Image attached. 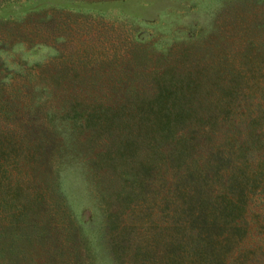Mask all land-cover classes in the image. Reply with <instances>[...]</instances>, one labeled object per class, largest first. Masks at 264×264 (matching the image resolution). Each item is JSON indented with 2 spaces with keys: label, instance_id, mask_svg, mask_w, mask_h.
<instances>
[{
  "label": "rangeland",
  "instance_id": "374dc122",
  "mask_svg": "<svg viewBox=\"0 0 264 264\" xmlns=\"http://www.w3.org/2000/svg\"><path fill=\"white\" fill-rule=\"evenodd\" d=\"M32 30L41 37L30 46ZM0 34V264H198L197 230L171 197L169 140L160 156L147 153L152 133L130 110L157 89L170 101L190 93L187 103L225 106L248 159L263 158L264 0H0ZM31 72L38 90L25 81ZM28 91L43 114L29 109ZM102 112L125 121L80 128L65 153L42 145V120L55 145L61 122L101 121ZM199 122L175 130L196 145L190 157L218 142L201 137ZM126 138L133 144L121 148ZM144 155L153 169L142 195L122 184L124 166L134 171ZM257 192L246 189L239 232L214 233L224 264H264Z\"/></svg>",
  "mask_w": 264,
  "mask_h": 264
},
{
  "label": "trees",
  "instance_id": "16d2710c",
  "mask_svg": "<svg viewBox=\"0 0 264 264\" xmlns=\"http://www.w3.org/2000/svg\"><path fill=\"white\" fill-rule=\"evenodd\" d=\"M84 17L91 20L100 19L88 15ZM33 33L34 38L40 39L41 37L39 33L32 30L26 38L30 46L38 43V40L30 39ZM36 76V72H31V75L25 79L33 90L40 89L38 84L41 80H36ZM54 76H57V74ZM28 92L29 94L26 92L23 97L31 102L29 109L35 111L38 109L35 104H32L35 91ZM43 93L45 96H49V91L45 88ZM188 94L187 92L185 94L180 93L176 100L170 101L168 96L173 94L167 93L165 88L157 89L152 93L151 98L145 100L140 98L135 109L131 108L130 111L135 117L132 122L136 123L139 129L144 128L145 131L152 133L148 140L147 153L160 156L159 146L164 142L163 139L169 140L165 143L168 146L165 155L170 166L171 197L182 203V209L187 214V220L189 214L191 216L190 226L197 230L193 254L197 257L198 264H224L221 248L216 245L214 233L222 230L240 231L241 228L236 220L250 209L248 205L249 197L246 193L247 188L250 193H255L258 189L259 193H257L264 200V156L260 159H248L247 152L240 145L245 141V139H239L243 130H240L236 122L227 117L225 106L213 103L194 105L191 100L187 103ZM38 110L40 114H43L44 108ZM87 114L97 117V115H94V110L87 112ZM98 116L105 118L101 121L93 118L86 119L84 122H79L81 120H74L71 123L61 122L63 142L59 140V143L56 142L55 145L54 139L56 140V138H52L55 136L52 135V131L48 127L44 126V120H42L43 123H41L39 130L42 145L47 148L54 147L56 149L54 151L65 153L74 148L72 143L74 141L75 144L78 140L79 134L77 131L80 128L86 127L95 133V131H99V128H102L103 122L113 120L115 125L109 124L105 127L119 128L123 124L122 122L125 121L120 117V119L112 117L113 119L105 120L106 116L103 112ZM149 117L152 119L147 121L146 119ZM196 121H200L201 137L212 132L217 136L218 142L210 146L203 155L190 157L196 145L187 137H176L175 130L177 126H184L185 122L195 124ZM55 127H58V125ZM56 129L54 128L55 131ZM44 131H46L44 135L49 133L52 137L45 139L43 137ZM132 144V140L126 138L121 148H126L128 145L130 148ZM141 150V147H139V151ZM124 161L127 162V159H124ZM78 162L84 163L80 158H78ZM150 163L152 162L146 160L144 155L139 160L138 165L134 167V171L131 168L128 169L125 165L123 173L129 181L127 184H122L123 187L129 188L128 190L132 192V186H134L140 190L142 195L146 193L147 191L144 190L152 182L150 175H152L153 168ZM212 179H221L220 186L216 183L210 184ZM43 181L52 187V191L56 189L55 184H49L45 179ZM228 193H231L232 196H229ZM59 194L62 195L63 193L59 192ZM2 249L7 250L6 247Z\"/></svg>",
  "mask_w": 264,
  "mask_h": 264
}]
</instances>
